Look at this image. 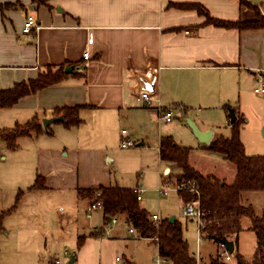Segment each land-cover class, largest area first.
Masks as SVG:
<instances>
[{
  "label": "crops",
  "instance_id": "0c3cea01",
  "mask_svg": "<svg viewBox=\"0 0 264 264\" xmlns=\"http://www.w3.org/2000/svg\"><path fill=\"white\" fill-rule=\"evenodd\" d=\"M245 1L0 0V89L35 78L48 65L65 64L77 73L0 108V129L33 116L41 123L42 118L58 116L53 113L57 107L86 105L79 111L82 121L77 126L66 128L53 121L48 125L51 134L20 137L13 148L0 140V213L23 190L17 207L2 217L0 264H55V259L63 264L60 254L67 258L64 264H155L149 250L152 243L158 253L153 237L116 226L119 218L124 222L122 215L111 223L103 209L88 210L93 199L77 195L76 189L112 185L104 166L111 150L125 138L140 140L155 129L158 148L162 139L170 138L211 153L201 147L205 144L197 141L189 127L172 123L174 110L214 109L230 127L231 107L236 117H244L240 129L260 111L264 94L254 88L264 85V28L215 26L205 23V15L195 8L174 5L199 4L212 17L230 21L254 19L252 6L264 16V0ZM27 15L34 16L37 28L25 32ZM84 52L89 56L87 65L78 71ZM152 74L153 102L146 105L138 96L139 90H145L139 78L149 81ZM157 104L171 112L168 123L159 118ZM211 131V140L222 135L218 127ZM214 155L218 164L211 163L201 172L230 183L234 165ZM162 162L170 173L172 167ZM37 174L44 177L45 187L29 190ZM33 192L29 212H18L23 199ZM41 198L48 200L49 207L63 209L68 204L75 212H43ZM79 206L85 212H78ZM97 229L98 235H89ZM81 235L86 236L79 244ZM18 246L23 252H16ZM217 252L207 258L200 250L192 254L198 263H208Z\"/></svg>",
  "mask_w": 264,
  "mask_h": 264
},
{
  "label": "trees",
  "instance_id": "16d2710c",
  "mask_svg": "<svg viewBox=\"0 0 264 264\" xmlns=\"http://www.w3.org/2000/svg\"><path fill=\"white\" fill-rule=\"evenodd\" d=\"M241 3H247L240 0ZM181 8H195L199 13L205 15V23L228 28H264V16L255 9V18L252 20H223L212 17L207 10L194 3L174 4ZM65 64L53 66L48 65L37 76L32 79L14 83L11 88L0 89V108L10 107L20 97L33 94L38 90L55 84L69 74H77L74 70L70 73L64 72ZM85 104L73 106H62L54 109V115H60L61 124L66 127L77 126L82 119L79 116L81 108ZM244 117L238 115L230 122V135H220L213 138L207 145L201 147L205 150L215 152L235 167L233 180L227 183L211 174H203L189 162L192 148L181 146L171 140L164 138L158 148L160 160L168 163L171 167L179 168L174 174L172 182L182 204L192 199H198L200 207L204 212L200 237L213 240L219 245L222 238H233L234 264H264V207L260 215H256L251 204L241 202V193L244 191H259L264 194V155H249L245 152L244 145L240 139V128ZM46 132L52 133L48 126L45 130L36 116L31 117L25 123H15L12 127L0 129V140L6 148L17 146V139ZM171 172L162 176V181L170 179ZM45 187L44 177L37 174L29 190ZM191 189H194L193 191ZM102 202L105 216L122 215L124 222L129 228L136 230L140 237H153L158 247V254L167 258L170 264H231L229 261L221 260L217 255L212 257L208 263H197L195 256L190 252L187 241L183 237L181 223L177 219L170 221L168 217L160 218L159 224L155 225L151 220L149 212L141 207L131 187L118 185L97 187H78L76 193L82 197H88ZM23 190H18L14 203L5 211L0 213V230L2 229V217L12 212L18 204ZM246 216L250 219L249 230L256 237V248L252 257L248 258L239 252L236 243L237 235L241 231V218ZM100 233L99 229L90 232L95 236ZM86 235H81V240Z\"/></svg>",
  "mask_w": 264,
  "mask_h": 264
},
{
  "label": "rangeland",
  "instance_id": "374dc122",
  "mask_svg": "<svg viewBox=\"0 0 264 264\" xmlns=\"http://www.w3.org/2000/svg\"><path fill=\"white\" fill-rule=\"evenodd\" d=\"M256 104L258 102L256 101ZM231 108V107H229ZM7 109H3L2 112H6ZM260 110L257 115H260L262 118H256V114L250 116L248 124L245 127L240 129V139L244 145L245 152L249 155H264V103L262 106H258ZM212 112L211 114H209ZM214 112V109H193L189 110L186 113H182L179 110L173 111L172 123L181 125L188 129L187 119L194 121L198 127L203 125H209L216 129L218 127L219 133L223 136L230 135V127L228 125V120H222ZM250 113V112H249ZM168 123V122H167ZM165 124V122H163ZM0 125L1 120H0ZM2 127V126H0ZM129 131L127 127H125ZM207 130V129H206ZM142 130H138V133H141ZM130 132V131H129ZM146 133V132H145ZM130 133L127 134L129 136ZM126 136V135H125ZM158 133L155 129L153 133L147 132L144 134L143 138L138 140L137 138H132L130 136L129 140L131 144L128 147H121L120 142L117 147H114L110 154L108 161L104 164L105 168L108 169L111 175L112 185H118L123 187H135L139 183L143 188L144 193L142 200L139 201L140 205L145 208L149 214H158L160 218L174 216L182 226L183 237L187 241L189 250L194 255L201 252L205 258L210 254L214 256L217 252V255H222V252L219 249V245L212 241L211 239L202 238L198 233V225L196 219H186V216L183 214V205L177 191L174 188V183L172 180L174 174L179 172V168L172 167L171 178L162 181L160 176L163 175V172L166 168L164 163L158 158L157 148H158ZM179 138V136H175ZM124 140V141H125ZM143 143L141 146H138V143ZM64 151L62 152V154ZM215 153H203L202 149H194L189 157V162L200 171H207L211 167V163L218 164V160L214 157ZM66 158V156H63ZM212 164V165H213ZM160 188H167L168 192L166 194H160L158 190ZM98 193V194H97ZM95 194V197L99 195V192ZM32 195H27L21 204V209L18 212H29L28 206L32 205L34 202L33 193ZM30 196V197H29ZM67 193L65 194V197ZM94 197V198H95ZM242 202L248 201L256 215H260L264 207V194L259 191H248L242 194ZM40 204V202H38ZM41 203L44 205L43 212H75L73 208L65 204L63 209H55L54 206L49 207L48 200L41 198ZM68 205V206H67ZM60 207V206H59ZM78 212H85L82 206H79ZM37 212H41L40 210ZM95 212V211H94ZM96 212H101L97 210ZM64 220L66 219V213L63 215ZM250 219L246 216L241 218V231L238 233V243L237 247L240 253L244 256L250 258L254 254L256 248V237L253 231L249 230ZM124 231H128V226L123 222L121 218L118 219V224L116 225ZM149 250L152 252L154 258L156 257V249L151 243ZM18 246L16 252H23ZM59 258L61 261L66 263L67 258L64 254H60ZM207 260V259H206ZM9 261V260H8ZM233 264V261H229Z\"/></svg>",
  "mask_w": 264,
  "mask_h": 264
},
{
  "label": "built area",
  "instance_id": "2783aa9c",
  "mask_svg": "<svg viewBox=\"0 0 264 264\" xmlns=\"http://www.w3.org/2000/svg\"><path fill=\"white\" fill-rule=\"evenodd\" d=\"M247 1H253V0H247ZM35 28H37V25H36V21H35L34 16L33 15H27L25 18V21L23 23V31L28 32V31H31ZM88 57H89L88 53L84 52V55H83L84 62L82 64V66L77 67L78 71H82L83 68L87 65ZM254 91L257 93L264 94V85H259V86L255 87ZM138 96H139V98H141L143 100L144 104H146V105H150L153 102L151 94L149 92H147L146 90H139ZM157 108H158V112H159V118L161 120H163L165 122H168L171 120L172 116H171L170 111H166V110L162 109V107L159 104H157ZM121 132L125 133L126 130L122 129ZM130 144H131V142L129 140H125L121 143V146L126 147ZM191 190L193 191L194 189H191ZM132 191L135 193L137 201H141L142 197H143V193H144L143 188L141 186L137 185L135 187H132ZM158 192L160 194H166L168 192V190H167V188H160L158 190ZM95 198L90 202L89 206L87 207L88 210H92V209H96V208H100V209L103 208L102 202L99 200H96ZM183 214L187 218H191V219L195 218L196 219L197 225H198V233L200 236L199 231H200V227L202 226V217L204 216V212L202 211V209L200 207L199 200L198 199H192L188 203L184 204L183 205ZM151 220L153 221V223L155 225H158L159 221H160V217L158 214H151ZM109 221L111 223H115L117 221L116 216L109 217ZM129 231L132 232L133 229L129 228ZM219 249L222 252V255H220L221 260L229 261L232 259L233 252L229 253L227 251V249L225 248V245L221 242H219ZM154 260H155V264H170V261L167 258L161 257L158 253H157ZM196 261L198 263L197 259H196ZM54 263L59 264V260L55 259Z\"/></svg>",
  "mask_w": 264,
  "mask_h": 264
},
{
  "label": "water",
  "instance_id": "95a60500",
  "mask_svg": "<svg viewBox=\"0 0 264 264\" xmlns=\"http://www.w3.org/2000/svg\"><path fill=\"white\" fill-rule=\"evenodd\" d=\"M71 69L72 67H66L64 69V72L69 73ZM139 79L142 83L143 89L147 90L149 93H154L155 91V75L154 74H152L151 80L149 81L143 77H140ZM228 117H229L230 122H233L235 120L236 115H235L233 108L228 109ZM61 120H62V117L58 115V116H53L49 118H42L41 123H42L43 128L46 130L48 125H50L53 121H61ZM187 125L190 128L192 135L197 139L199 143L207 145L210 142L211 137H212V131L210 129L201 130L194 121L189 120V119H187ZM168 174H169V167H166L163 172V175L167 176ZM173 219H174V216H171L169 218L170 221H173ZM220 242L225 245V248L227 249L229 253H232L234 251L233 240H230L224 237L220 240ZM68 264H71V261Z\"/></svg>",
  "mask_w": 264,
  "mask_h": 264
}]
</instances>
